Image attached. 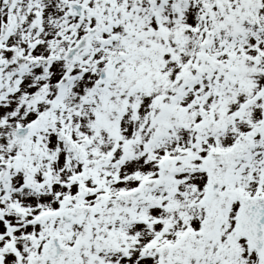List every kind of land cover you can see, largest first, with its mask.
Returning <instances> with one entry per match:
<instances>
[{"label": "snow or ice", "instance_id": "obj_1", "mask_svg": "<svg viewBox=\"0 0 264 264\" xmlns=\"http://www.w3.org/2000/svg\"><path fill=\"white\" fill-rule=\"evenodd\" d=\"M0 264H264V0H0Z\"/></svg>", "mask_w": 264, "mask_h": 264}]
</instances>
